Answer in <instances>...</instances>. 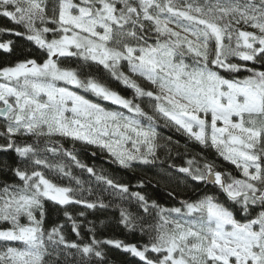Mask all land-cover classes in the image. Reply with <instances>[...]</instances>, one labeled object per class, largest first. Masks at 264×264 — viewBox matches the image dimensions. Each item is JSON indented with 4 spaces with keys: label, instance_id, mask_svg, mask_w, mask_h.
Instances as JSON below:
<instances>
[{
    "label": "trees",
    "instance_id": "trees-1",
    "mask_svg": "<svg viewBox=\"0 0 264 264\" xmlns=\"http://www.w3.org/2000/svg\"><path fill=\"white\" fill-rule=\"evenodd\" d=\"M10 1L0 0V71L22 63L43 64L52 42L64 33L58 20L61 0H41L42 9L24 14L17 10L21 6L17 0ZM73 2L93 12L100 6L114 10L119 21L108 42L112 49L166 42L184 60L224 79L241 82L253 72L264 74V0ZM165 22L198 34L208 50L192 51ZM245 34L250 36L246 40ZM70 51L55 59L79 80L65 87L70 85L86 99L127 114L149 129L151 148L147 154L121 161L90 142L27 130L20 127V120L0 119V264H19L16 257L34 247L38 264H159L164 256L162 246L173 239L175 217L186 216L183 210L201 199H222L241 223L264 212V196L231 197L236 195L232 192L235 181L253 185L254 190L246 193L263 195L264 110L245 115L246 126L261 131L259 143L248 148L261 168L260 179L252 180L211 142L201 143L160 115L155 102L172 111L176 108L150 95L145 84L131 74L126 59L113 67L87 56L81 48ZM7 82L16 85L18 81ZM91 83L105 87L125 103L106 99L92 90ZM212 171L220 183L206 182ZM46 184L67 189L69 200L48 198L39 187ZM17 203L28 210H18ZM32 226L34 234L24 239L22 228ZM11 227L17 237H2L1 232ZM155 243L160 249L148 251L147 258L120 246Z\"/></svg>",
    "mask_w": 264,
    "mask_h": 264
},
{
    "label": "rangeland",
    "instance_id": "rangeland-1",
    "mask_svg": "<svg viewBox=\"0 0 264 264\" xmlns=\"http://www.w3.org/2000/svg\"><path fill=\"white\" fill-rule=\"evenodd\" d=\"M17 1L21 4L17 10L23 14L42 9L41 0ZM58 20L64 33L52 42L48 59L43 64L22 63L0 71L4 73L0 77V107L6 102L13 104L7 114L10 122L20 120V127L27 130L37 129L46 134L58 133L90 142L121 161L149 152L153 138L149 129L131 120L127 114L108 110L86 99L70 85L65 87V83L78 84L79 80L74 71L60 68L55 59L77 47L106 66L115 67L126 59L129 71L145 84L150 95L176 108L172 111L155 102L160 115L201 143L211 142L250 179H260L258 157L248 148L259 143L261 131L247 127L245 115L264 110V74L253 72L241 82L224 79L184 60L166 42L147 41L112 49L108 42L113 39L112 31L116 30L115 22L119 19L109 7L100 6L93 12L92 8L73 0H61ZM164 25L179 33L192 51L208 50V45L198 34L175 23L165 22ZM248 37L244 35L245 40ZM7 80L18 82L14 85ZM90 86L106 99L125 103L103 86L92 83ZM233 184L232 192L236 195L254 190L249 183L235 181ZM39 187L48 198L69 200L65 188L53 184ZM15 206L18 210H28L21 203ZM183 211L186 216H177L173 221V239L162 246L164 256L159 264H264V212L241 223L228 211L222 199L212 196ZM22 230L26 231L21 233L26 240L34 234L33 226ZM14 231L11 227L1 232V236L16 238ZM120 246L142 258H147L148 251L160 249L156 243L148 247L136 245L139 249L132 244ZM20 255L16 257L19 264H38L37 247Z\"/></svg>",
    "mask_w": 264,
    "mask_h": 264
},
{
    "label": "water",
    "instance_id": "water-1",
    "mask_svg": "<svg viewBox=\"0 0 264 264\" xmlns=\"http://www.w3.org/2000/svg\"><path fill=\"white\" fill-rule=\"evenodd\" d=\"M146 1H150V0H146ZM2 76H3V73H0V77H2ZM11 109H12V104L10 102H7L4 106L0 107V119H6L7 116H8L7 114H9V112L11 111ZM217 177H218L217 176V172L212 171L206 177V182L208 184H217L218 183V178ZM220 178L222 179V183H221L222 187L224 188L226 194L229 195L227 193V190H226V186H225L224 179L222 177H220ZM245 195H250L251 197L263 199L262 196H259V195H256V194H249V193H243V194H239V195L237 194V195L231 196V197L234 198V199H238L239 197H243Z\"/></svg>",
    "mask_w": 264,
    "mask_h": 264
},
{
    "label": "flooded vegetation",
    "instance_id": "flooded-vegetation-1",
    "mask_svg": "<svg viewBox=\"0 0 264 264\" xmlns=\"http://www.w3.org/2000/svg\"><path fill=\"white\" fill-rule=\"evenodd\" d=\"M249 40H250V41H253V43H254V41H255V40H253V39H252V40L249 39ZM6 103H7V102H6ZM6 103H5V104H6ZM10 103H11V102H10ZM5 104H4V105H5ZM11 104H12V103H11ZM4 105H3V106H4ZM1 107H2V106H1ZM12 109H13V104H12ZM12 109H11V110H12ZM261 195H262V194H261ZM261 195H260V196H261Z\"/></svg>",
    "mask_w": 264,
    "mask_h": 264
}]
</instances>
